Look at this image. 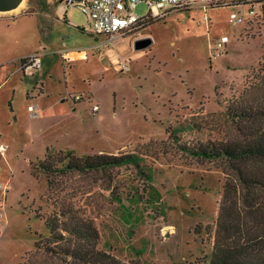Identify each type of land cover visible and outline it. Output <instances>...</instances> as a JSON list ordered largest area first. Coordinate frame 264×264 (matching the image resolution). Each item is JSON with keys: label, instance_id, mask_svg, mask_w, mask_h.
Masks as SVG:
<instances>
[{"label": "rangeland", "instance_id": "obj_1", "mask_svg": "<svg viewBox=\"0 0 264 264\" xmlns=\"http://www.w3.org/2000/svg\"><path fill=\"white\" fill-rule=\"evenodd\" d=\"M148 9L139 2L132 11L142 17ZM231 11L169 8L120 38L86 35V53L70 58L68 68L57 56L49 82L60 88L67 81L73 86L68 94L81 99L63 94L66 101L56 103L49 97L32 117L15 95L18 121L10 127L8 161L0 157V186L8 180L0 187V264H70L34 245L48 236L43 217L66 202L91 217L98 247L120 263L209 264L223 183L231 172L223 161L191 150L237 135L226 113L233 99L264 101V69L257 72L264 68V15L232 23ZM223 35L228 41L219 49ZM146 38L151 42L135 48ZM80 100L73 108L71 102ZM92 103L99 110L85 112ZM46 143L64 144L51 149L79 156L137 160L112 170L115 198L98 173L60 177L49 192L44 177L28 172V160L41 157Z\"/></svg>", "mask_w": 264, "mask_h": 264}, {"label": "trees", "instance_id": "obj_2", "mask_svg": "<svg viewBox=\"0 0 264 264\" xmlns=\"http://www.w3.org/2000/svg\"><path fill=\"white\" fill-rule=\"evenodd\" d=\"M260 69L264 68L257 72ZM226 113L237 135L191 150L198 157L223 161L231 172L223 183L209 264H264V101L248 103L245 97L235 98ZM136 160L133 155L79 156L71 150L46 148L30 162V172L35 178H45L49 192L61 183L60 177L98 173L107 179L110 198H115L112 170ZM86 215L72 202L59 204L43 217L48 236L34 245L69 258L70 264H123L98 247L100 235Z\"/></svg>", "mask_w": 264, "mask_h": 264}, {"label": "crops", "instance_id": "obj_3", "mask_svg": "<svg viewBox=\"0 0 264 264\" xmlns=\"http://www.w3.org/2000/svg\"><path fill=\"white\" fill-rule=\"evenodd\" d=\"M63 1L20 0L15 7L0 11V141L7 145L5 154L2 156L7 161L11 149L10 127L17 123L19 113L15 95H21L27 113L29 103H36L39 108L44 109L43 107L47 105L48 102L46 101L49 97H52L53 102L56 103L65 102V95L63 94L73 91V86L67 81H64V85L60 88L49 85L50 81L51 83L54 82L50 73L51 67L59 63L57 58L60 57L68 68L69 64L72 63L70 58L85 54L86 44L83 39L85 37L90 38L86 35H92L96 40L98 36H104L93 33L89 27L88 17L76 7L63 6ZM151 23L153 21L147 25ZM36 50L41 51L40 69L30 75L22 74L17 70L18 62ZM48 59L53 62L48 64ZM85 94L94 98L89 90H86ZM2 101L5 105L2 104ZM83 101L71 102L73 108L83 104ZM89 111L92 114V110L88 106L85 112L89 113ZM59 145L64 146V144L46 143L43 153L46 148H55L54 146L58 147ZM56 149L61 150V148ZM8 150L9 153L7 154ZM2 160L0 158V170ZM32 160H28L29 168L27 167L30 175H32L30 172ZM6 181L1 185L2 187Z\"/></svg>", "mask_w": 264, "mask_h": 264}, {"label": "built area", "instance_id": "obj_4", "mask_svg": "<svg viewBox=\"0 0 264 264\" xmlns=\"http://www.w3.org/2000/svg\"><path fill=\"white\" fill-rule=\"evenodd\" d=\"M139 2H145L149 9L145 16H136L132 8ZM201 5L207 7H228L232 11L229 21L232 23L243 22L245 17L264 15V0H64L63 6H73L80 10L89 19L90 30L95 34L104 35L108 40L128 34L145 23L148 18L161 17L169 8L184 9ZM245 8V11L242 9ZM226 35L220 36L216 46L220 49L227 43ZM41 51L36 50L18 62L17 70L22 74H33L41 67ZM73 100L81 99L82 95L68 94ZM98 104L93 103L92 112L98 110ZM29 116H36L39 109L36 103L27 105ZM7 145L0 141V157L4 156ZM2 187V186H0ZM3 189V187H2Z\"/></svg>", "mask_w": 264, "mask_h": 264}, {"label": "water", "instance_id": "obj_5", "mask_svg": "<svg viewBox=\"0 0 264 264\" xmlns=\"http://www.w3.org/2000/svg\"><path fill=\"white\" fill-rule=\"evenodd\" d=\"M20 0H0V11L10 9L15 7ZM150 39L137 40L135 44V48H140L146 46L149 43Z\"/></svg>", "mask_w": 264, "mask_h": 264}]
</instances>
